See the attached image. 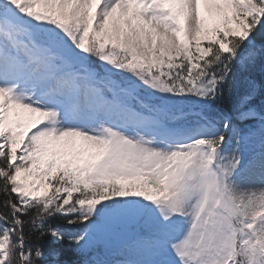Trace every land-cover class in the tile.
I'll use <instances>...</instances> for the list:
<instances>
[{"label": "snow or ice", "instance_id": "6c2138e0", "mask_svg": "<svg viewBox=\"0 0 264 264\" xmlns=\"http://www.w3.org/2000/svg\"><path fill=\"white\" fill-rule=\"evenodd\" d=\"M258 63L264 0H0V264H264Z\"/></svg>", "mask_w": 264, "mask_h": 264}, {"label": "rangeland", "instance_id": "374dc122", "mask_svg": "<svg viewBox=\"0 0 264 264\" xmlns=\"http://www.w3.org/2000/svg\"><path fill=\"white\" fill-rule=\"evenodd\" d=\"M258 81L256 76L258 75L257 66L250 71ZM245 75H250L246 73ZM245 186L250 188L259 189L264 186V176H261L259 172L249 176L245 180ZM87 253H94L96 256L92 258L97 261H104L106 264H119V261L124 259L123 240L119 233H114L111 236H102L99 238L98 246H94Z\"/></svg>", "mask_w": 264, "mask_h": 264}, {"label": "trees", "instance_id": "16d2710c", "mask_svg": "<svg viewBox=\"0 0 264 264\" xmlns=\"http://www.w3.org/2000/svg\"><path fill=\"white\" fill-rule=\"evenodd\" d=\"M252 77H254V75L251 73L250 74ZM255 78V77H254ZM256 78L258 79V81H260L261 79H264V73H262L261 71L258 72V75L256 76ZM50 223L53 224V226H57V225H62V222L59 220H55V221H50ZM32 242L33 243H41L46 249L49 246V240L48 238H46L43 241H36V234L32 235ZM58 249L64 250L67 248V244H62V245H57L56 246ZM64 259H74L76 257H72L71 255H66L63 257ZM80 259L86 260L89 262V264H92L93 260H91V255L86 253L83 257H80Z\"/></svg>", "mask_w": 264, "mask_h": 264}]
</instances>
